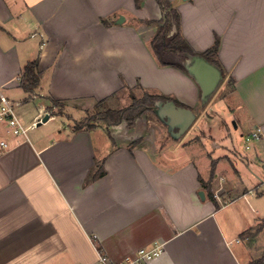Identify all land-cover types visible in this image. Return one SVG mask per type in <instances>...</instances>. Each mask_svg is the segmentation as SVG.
Masks as SVG:
<instances>
[{
  "label": "crops",
  "instance_id": "crops-1",
  "mask_svg": "<svg viewBox=\"0 0 264 264\" xmlns=\"http://www.w3.org/2000/svg\"><path fill=\"white\" fill-rule=\"evenodd\" d=\"M171 2L194 51L220 39L232 89L218 103L236 129L226 143L211 134L212 124L225 126L224 111L212 101L209 117L196 80L153 53L158 23L144 20L162 17L156 0H0V93L29 127L14 135L0 124V264H99V251L120 262L157 245L163 251L143 264H248L264 255V226L256 232L264 220V0ZM35 58L41 84L27 92L20 75ZM130 89L167 95L196 119L179 138L158 116L150 127L44 126L62 117L53 100L70 113ZM203 116L217 156L199 135ZM257 128L260 138L247 142ZM100 164L105 173L95 177Z\"/></svg>",
  "mask_w": 264,
  "mask_h": 264
},
{
  "label": "trees",
  "instance_id": "trees-1",
  "mask_svg": "<svg viewBox=\"0 0 264 264\" xmlns=\"http://www.w3.org/2000/svg\"><path fill=\"white\" fill-rule=\"evenodd\" d=\"M139 5V0H136ZM162 10V17L158 20H144V22L158 23L157 30L151 40V48L153 53L162 66L171 65L178 67L187 72L185 61L190 55L201 54L208 58L221 68V63L218 60V49L220 39L217 36L212 47L202 53L193 50L188 41L184 38L181 31V13L172 4L171 0H156ZM105 23H108L104 20ZM21 86L27 92H33L41 84V71L39 70V58L28 61L20 75ZM232 82V79L230 80ZM134 89L129 91L132 94V102L126 106L113 108L109 106L110 97H105L95 104L96 111L85 117L75 125V129L95 128V121L102 120L107 126L119 125L122 122H128L131 126L145 112L154 111L157 101H166L170 97L164 94L152 93L145 91L141 97H137L133 93ZM177 104L184 105L179 101ZM54 105H63V101L53 100ZM137 142V141H136ZM216 160H212L211 173L214 174L216 169ZM105 173L104 167L100 164L95 177H99ZM203 181V180H202ZM264 226V220L256 229V232ZM253 234L250 230L244 231L242 234ZM248 264H264V255L257 260Z\"/></svg>",
  "mask_w": 264,
  "mask_h": 264
},
{
  "label": "rangeland",
  "instance_id": "rangeland-1",
  "mask_svg": "<svg viewBox=\"0 0 264 264\" xmlns=\"http://www.w3.org/2000/svg\"><path fill=\"white\" fill-rule=\"evenodd\" d=\"M232 89V84L229 80L227 79H223L221 84L219 85L218 89L216 90V92L213 94V96L211 97V99L206 103L203 104L202 107L206 108L210 105V103H212L213 101V105L212 107H214L215 112H223L224 111V119H225V126H222V129L218 130V125L217 124H212L213 129H212V135L217 139V143H218V138L222 139V143H226L227 141L230 140L231 136H233L236 133V129H235V125H234V121L231 118V116L228 114V109L227 108H220V105L218 103V97L223 96L224 93L230 91ZM145 92V91H144ZM144 92L140 89H134L133 93L135 96L137 97H141ZM132 102V94L130 91L125 90V92H122L121 94L117 95L115 98H112L109 101V106L113 107V108H119V107H123L126 106L128 104H130ZM55 109L52 111H50V113H60L62 115V117H60L59 119L55 120V122L53 121H48L44 126L45 127H49L50 125H52L53 123H57L62 125V121L67 122L68 125L75 127V125L81 121L82 119H84L85 117L91 115L92 113H95L96 108L95 105L94 106H88L85 109L79 107L78 109H73L70 111V113L68 112L67 109V105L64 103L63 105H56V107H54ZM208 110V116L212 117L215 116L211 110H209V107L207 108ZM221 110V111H220ZM45 115V114H44ZM43 115V117H44ZM75 117V118H73ZM204 117V116H203ZM43 119V118H42ZM154 120L153 123H158L159 121L157 119V115L155 114L154 111H148L145 112L144 114H142L133 125H129L128 122H124L126 127H134L139 120L143 121V125L147 126L151 123V120ZM199 125H201L202 129H205V131L202 132V134H199L200 136L205 137L206 139V150L208 151V153H212L213 156H217L218 155V145L215 144L216 142L212 141V137L210 138L207 134H209L207 132V130H209V121L208 118H199ZM102 120H97L95 121V123H99ZM217 122V121H216ZM154 125V124H153ZM197 125V122L194 123V125L192 126V129L195 128ZM227 126V128H226ZM63 127V125L61 126ZM150 127V125L148 126ZM154 127V126H153ZM226 128V129H223ZM228 128L231 130L230 132L232 133L231 136L227 134V130ZM150 129V128H149ZM196 131H199V128L196 127ZM243 144V143H242Z\"/></svg>",
  "mask_w": 264,
  "mask_h": 264
},
{
  "label": "water",
  "instance_id": "water-1",
  "mask_svg": "<svg viewBox=\"0 0 264 264\" xmlns=\"http://www.w3.org/2000/svg\"><path fill=\"white\" fill-rule=\"evenodd\" d=\"M185 66L187 72L198 83L201 90V101L206 104L224 78L222 69L201 54L190 55L185 61ZM154 112L168 126L175 138L184 134L196 119V113L191 108L179 105L173 99L157 101ZM49 118L50 114L47 113L39 123L46 122ZM200 195L205 198L204 191H200Z\"/></svg>",
  "mask_w": 264,
  "mask_h": 264
},
{
  "label": "built area",
  "instance_id": "built-area-1",
  "mask_svg": "<svg viewBox=\"0 0 264 264\" xmlns=\"http://www.w3.org/2000/svg\"><path fill=\"white\" fill-rule=\"evenodd\" d=\"M51 115L49 111L47 112ZM42 120V119H40ZM38 119H36L32 125H36ZM0 124H5L10 132L14 135H26L29 127L26 126L20 116L17 113L15 103L5 94L0 93ZM262 135V129L257 128L256 130L246 134L245 139L247 142H252L259 139ZM2 145L6 146V141L1 142ZM163 251L160 245H157L153 249L141 248L136 255L129 256L120 262H113L108 255L103 251H99V264H143L148 263L155 256L159 255Z\"/></svg>",
  "mask_w": 264,
  "mask_h": 264
}]
</instances>
